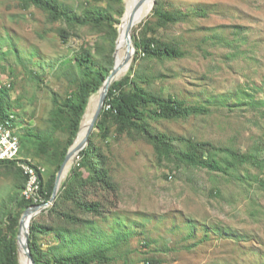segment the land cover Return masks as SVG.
I'll return each instance as SVG.
<instances>
[{
  "label": "rangeland",
  "instance_id": "obj_1",
  "mask_svg": "<svg viewBox=\"0 0 264 264\" xmlns=\"http://www.w3.org/2000/svg\"><path fill=\"white\" fill-rule=\"evenodd\" d=\"M56 1L101 21L71 27L35 6L0 0L1 106L13 117L20 155L39 171L44 192L73 144L65 112L80 80L76 56L89 53L94 67L109 75L127 7L126 0ZM142 39L174 46L180 55L149 57L135 47ZM131 40L133 59L118 80H125V94L140 89L206 113L167 119L147 104L137 120L144 131L120 130L112 120L104 123V132L95 127L89 140L102 166L94 164L105 174L101 183L80 190L101 204L104 215H89L87 224L62 238L39 234L31 246L47 255L38 264L52 263L54 254L90 250L105 254L107 262L100 264H264V0H155L133 27ZM57 107L62 110L55 123ZM161 140L177 153L197 144L206 158L221 164L223 158L232 162L221 150L253 161L222 172L188 166L161 154ZM79 174L86 176V169ZM23 184L16 167L0 165V264H8L9 243L19 264V220L26 209L17 203ZM53 204L32 222L51 228Z\"/></svg>",
  "mask_w": 264,
  "mask_h": 264
},
{
  "label": "trees",
  "instance_id": "obj_2",
  "mask_svg": "<svg viewBox=\"0 0 264 264\" xmlns=\"http://www.w3.org/2000/svg\"><path fill=\"white\" fill-rule=\"evenodd\" d=\"M19 1L25 6L32 5L41 9L47 14L50 20L64 21L71 27H83L92 23L99 24L101 21L97 18H94L93 16H82L76 14L73 12L70 6L63 3H58L56 0ZM135 47L137 50H141L149 57L176 58L180 55L174 46H167L156 41L149 42L145 39H142L139 43H135ZM75 67L78 71L80 80L77 85L78 88L74 94V103H67V110L65 112L69 118L71 133L69 145L73 143V139L78 132L80 119L86 109L89 96L96 92L99 87H101L103 81L108 76L107 74L109 71H105L101 68H95L89 53L87 55L76 56ZM124 81V79L115 81L109 88L103 111L99 121L96 124V128H98L100 132H104V123L108 120L114 121L120 130H123L124 128H133L144 131V128L138 124L137 120L144 115L142 108L147 104H154L156 106L155 110H153L154 115H159L167 119H183L190 115H200L206 113V110L203 107H187L184 106L182 102L176 101L174 98H169L167 101H165L155 97H150L140 89H136L133 94H125L123 91ZM1 100L2 98L0 96V119H9V116L5 115L1 106ZM68 101L71 102L70 99H68ZM61 110V108L57 107L52 113V119L55 123L59 122L58 117L59 114H61ZM10 121L14 123L13 120ZM158 143L161 148L160 153L165 156L172 155L176 162L184 163L188 166L190 165L206 168L215 172L226 171L236 162L245 163L247 161H253V158L248 156L235 155L221 150V152H225L227 156L232 159V162H227L225 158H223V164H221L220 161L214 160V157L206 158L204 156L205 152L197 144L190 143L185 152L177 153L164 141L161 140L158 141ZM44 148L46 149V141L41 142L42 152H44ZM66 155V151H64L61 155L59 166L62 164V162H64ZM94 161H98L99 165L102 166L101 157L95 153V148L93 147L91 140H89L88 145L79 153L78 161L71 169L65 183L63 184L61 195L54 201L52 209L50 208L48 210L53 217L51 218L52 227H39L36 222L31 223L29 233V248L36 264L39 263L40 259H44L47 255L34 250L31 246L32 241L36 240L39 234L44 233L48 235L54 233L57 237L62 238V233H72L78 225L82 226L85 223L87 224L88 222H86V219H88L87 217L89 215H104L101 204L95 199H92V201L89 200L88 195L83 194L82 190H80L81 188H86L88 186L94 187L102 182L101 180L105 174V171H103L104 173L102 171H98ZM1 164L12 165L16 167L13 162H0V165ZM261 165L264 167V162H262ZM82 169H86V176L79 174V171ZM22 178L25 182L23 176ZM54 183L55 176L50 179V182L46 188V192H44L41 182V193L43 195L44 202H47L51 198ZM60 202L72 204L73 208L70 210L63 209V207L60 205ZM30 206L31 203L22 198L17 203V207L21 209H27ZM15 221L17 220L14 219V222ZM51 250L55 249L53 248ZM101 251L102 250H90L75 254H68L66 256L54 254L53 262L51 263L49 259H47L45 264H100L107 262L105 254ZM4 260L5 262H8V264H14L16 262V251L13 247V243H9L8 246H6Z\"/></svg>",
  "mask_w": 264,
  "mask_h": 264
},
{
  "label": "water",
  "instance_id": "obj_3",
  "mask_svg": "<svg viewBox=\"0 0 264 264\" xmlns=\"http://www.w3.org/2000/svg\"><path fill=\"white\" fill-rule=\"evenodd\" d=\"M154 3H155V0H133L132 7H131V10L129 13L130 21L128 22L127 27H126L127 49L125 51V55H124V58L122 60V63L120 65L115 64L113 70L105 78L100 89L98 90V92H97L98 102H97V105L95 107V111L93 113L92 119L90 120V123L86 128V131H85L83 138L78 141V134H79V132H78L76 139L74 140L72 146L70 147V149H69V151L65 157V160L62 163V165H61V167L57 173V176L55 178V183H54V188H53L51 198L49 199L48 202H46L44 204L31 205L30 207H28L23 212V214L19 220L20 233H19V236L17 238V253L19 256V264H20L21 252L25 255L29 264H36L35 261L33 260V257H32V254H31L30 248H29L30 224L37 214H39L42 211H44L45 209H47L55 201L59 186L61 184V181L63 180V178L65 177V175L67 174V172L70 170L71 167H69V169L65 175H63L64 168L66 167V165L69 161H71L73 164L75 162V160L78 158L79 153L88 145L89 137H90L91 133L95 130L97 121L101 115V112H102V109L104 107L106 97H107V94H108V91H109L111 84L113 82L119 80L120 76H118V72L121 69V66H126V65L129 66L132 59H133L135 48L133 47V55H132L131 54V41H130L132 29L135 25L142 22V20L148 16L150 11L153 9ZM149 4L151 5L149 8V11L146 12L141 19L139 18L138 21H134V17L136 15H139L146 7H148ZM91 99L89 100L88 105H89ZM87 107L85 110H87ZM72 164H71V166H72Z\"/></svg>",
  "mask_w": 264,
  "mask_h": 264
},
{
  "label": "built area",
  "instance_id": "obj_4",
  "mask_svg": "<svg viewBox=\"0 0 264 264\" xmlns=\"http://www.w3.org/2000/svg\"><path fill=\"white\" fill-rule=\"evenodd\" d=\"M9 119H0V162H13L19 169L25 179L21 198L30 202L31 205L44 204V198L41 193V179L39 171L33 163L23 158L21 154L20 139L16 134L14 123Z\"/></svg>",
  "mask_w": 264,
  "mask_h": 264
},
{
  "label": "bare ground",
  "instance_id": "obj_5",
  "mask_svg": "<svg viewBox=\"0 0 264 264\" xmlns=\"http://www.w3.org/2000/svg\"><path fill=\"white\" fill-rule=\"evenodd\" d=\"M132 2H133V0H126V3H127L126 13H125L124 17L122 18L120 27L118 29V38H117L116 49H115V64H117V65H120L122 63V60H123L124 55H125V51L127 49L126 27H127L128 22L130 21L129 13H130V10L132 7ZM150 6L151 5L149 4L148 7H146L139 15H136L134 17V21H138L139 18L141 19L144 16V14L149 11ZM130 41H131V54L133 55V47L134 46H133V42L131 39H130ZM128 67L129 66H127V65L121 66V69L118 72V76H120V77L123 76V74L127 71ZM97 102H98V95L92 97V99H91V101L87 107V110H86L84 117L81 121V125H80L81 128H80V131L78 134V141L81 140L85 134L86 128L89 125L90 120L92 119V116H93V113L95 111V107L97 105ZM71 164H72L71 161H69L67 163L66 167L64 168L63 175L66 174L69 167H71ZM20 264H29L25 255L22 252L20 254Z\"/></svg>",
  "mask_w": 264,
  "mask_h": 264
}]
</instances>
